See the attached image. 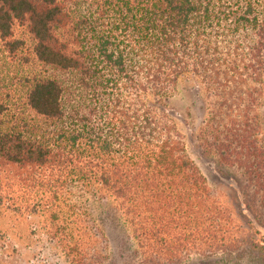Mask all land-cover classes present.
Returning <instances> with one entry per match:
<instances>
[{
	"label": "trees",
	"instance_id": "trees-1",
	"mask_svg": "<svg viewBox=\"0 0 264 264\" xmlns=\"http://www.w3.org/2000/svg\"><path fill=\"white\" fill-rule=\"evenodd\" d=\"M0 38V187L41 193L72 264L105 255L77 191L115 203L146 264L249 243L160 102L199 77L205 144L264 218V0H0Z\"/></svg>",
	"mask_w": 264,
	"mask_h": 264
},
{
	"label": "rangeland",
	"instance_id": "rangeland-1",
	"mask_svg": "<svg viewBox=\"0 0 264 264\" xmlns=\"http://www.w3.org/2000/svg\"><path fill=\"white\" fill-rule=\"evenodd\" d=\"M9 57L0 38V76L11 69ZM150 100L155 102L152 97ZM160 105L177 124L189 157L204 173L217 199L233 209L249 235V243L234 253H194L179 264H264V218L255 217L244 204L241 171L221 164L216 151L206 146L201 134L209 104L199 77L192 72L183 74ZM257 111L264 137V95ZM76 195L103 233L102 264H146L111 199L83 191ZM43 203L35 188L18 184L0 187V264H72L56 237H52Z\"/></svg>",
	"mask_w": 264,
	"mask_h": 264
}]
</instances>
